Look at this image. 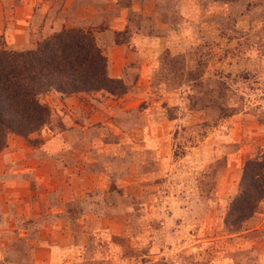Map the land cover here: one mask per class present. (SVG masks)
Returning a JSON list of instances; mask_svg holds the SVG:
<instances>
[{
    "label": "rangeland",
    "instance_id": "rangeland-1",
    "mask_svg": "<svg viewBox=\"0 0 264 264\" xmlns=\"http://www.w3.org/2000/svg\"><path fill=\"white\" fill-rule=\"evenodd\" d=\"M31 1L0 0V49L84 29L121 84L50 93L49 123L9 135L0 264H264V201L226 223L264 154V0Z\"/></svg>",
    "mask_w": 264,
    "mask_h": 264
},
{
    "label": "trees",
    "instance_id": "trees-1",
    "mask_svg": "<svg viewBox=\"0 0 264 264\" xmlns=\"http://www.w3.org/2000/svg\"><path fill=\"white\" fill-rule=\"evenodd\" d=\"M119 84L109 77L107 57L95 36L84 29L63 28L25 51L0 49V153L9 135L28 137L49 123L44 96L114 92ZM263 201L264 154L245 163L227 225L240 228Z\"/></svg>",
    "mask_w": 264,
    "mask_h": 264
},
{
    "label": "crops",
    "instance_id": "crops-1",
    "mask_svg": "<svg viewBox=\"0 0 264 264\" xmlns=\"http://www.w3.org/2000/svg\"><path fill=\"white\" fill-rule=\"evenodd\" d=\"M31 0H21V3H20V6H22L21 8H23L24 6H25V9L26 8H32L33 9V6L35 5L34 4V2L32 3V1L30 2ZM38 2H42V0H37ZM87 1H85V3H82L81 1H79L78 3H79V6H78V10H82V11H84V12H88L89 10H91L92 9V5L90 4V3H86ZM77 3V0H69V7L68 8H71V9H73V6H74V4H76ZM48 4V3H47ZM47 4H44V5H47ZM50 7H51V5L50 6H48L47 8H46V6H44V8L45 9H47V11H49V9H50ZM43 8V9H44ZM52 8V7H51ZM89 12H91V11H89ZM86 15V14H85ZM92 16H93V13L91 12L89 15H86L85 17V19L86 20H89V19H92ZM18 22H17V24H20V23H26V21H24L23 19H18L17 20ZM11 32H10V35L13 37L15 34L13 33V29H11L10 30ZM19 31V30H18ZM20 32H24L23 33V35L24 36H21V39L23 40V42H22V40H21V42L20 43H23V46L26 44L25 43V31L23 30H21ZM22 34V33H21ZM103 34V33H102ZM17 47V46H16ZM58 94V93H57ZM65 103H67V104H69L70 102H72L73 101V98L72 97H65V99L63 100Z\"/></svg>",
    "mask_w": 264,
    "mask_h": 264
}]
</instances>
